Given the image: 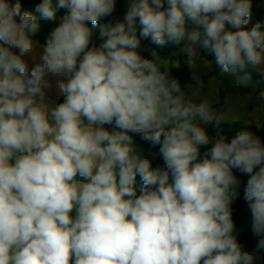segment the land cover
<instances>
[{
	"label": "clouds",
	"instance_id": "clouds-1",
	"mask_svg": "<svg viewBox=\"0 0 264 264\" xmlns=\"http://www.w3.org/2000/svg\"><path fill=\"white\" fill-rule=\"evenodd\" d=\"M115 7L40 0L45 20L67 13L39 45L36 17L0 0V264H254L237 242L232 169L249 175L243 199L264 252V145L249 131L209 137L201 123L222 116L207 99L186 101L155 50L140 54L146 39L189 58L199 47L222 73L264 77V30L245 27L252 0H133L96 47L92 27ZM46 77L64 98L50 112ZM113 122L117 131L104 127ZM130 133L159 146L164 166Z\"/></svg>",
	"mask_w": 264,
	"mask_h": 264
},
{
	"label": "trees",
	"instance_id": "trees-1",
	"mask_svg": "<svg viewBox=\"0 0 264 264\" xmlns=\"http://www.w3.org/2000/svg\"><path fill=\"white\" fill-rule=\"evenodd\" d=\"M17 0H9V3L15 4ZM21 5V14L23 12L28 11L31 12L37 19V22L39 23L40 27L32 37L35 41H37L39 44L43 45L46 43L49 33L51 31V27L58 25L64 15H66L67 10L63 8H58L56 10L55 19L52 21H48L43 19L38 12L35 11V7L38 3H40V0H19ZM133 2V0H116V7L115 11L108 17L102 18L99 23L92 27L90 24L89 27H92L93 32V43L96 47H99V45L103 42L100 32L101 28L108 24L109 22H114L115 20H122L123 15L126 12L127 8L129 7L130 3ZM56 0H53V4L55 6ZM165 7L167 5L165 4ZM251 14L252 17L249 19V23L245 26L246 28L250 29L252 26H254L257 23H262L264 20V1L263 0H252V8H251ZM19 17H17V20ZM137 27L139 29V24L137 22ZM92 45L90 44V47ZM183 47V45H175L172 43L166 44L163 47H158L154 45L150 39H146L142 41V48L140 50V54L145 58H151V52L152 50H155L158 54V61L161 65L162 70L168 69L170 70V74L173 78H175L178 83L180 84L181 90L189 83L192 82L191 78V69L190 66L186 60V54L183 53L180 49ZM179 57V63L178 65H170L166 64L165 61H169L174 59L175 57ZM211 59L214 60L213 56H208ZM215 71H218L219 68L215 64ZM31 65L29 64V69H31ZM63 97H60L58 103L63 102ZM215 124H210L206 131L209 137L216 138L218 136H223L227 141L230 142V140L239 132L241 131H249L254 136L259 137L261 140L262 145H264V120L261 125H242L237 122L232 123H223L221 124V131L216 132ZM104 127L109 131H117L118 129L115 126V123L112 124H106ZM133 135L134 139H138L139 142L143 145L144 151L143 156L145 158H148L151 161L152 167L155 168L157 166L163 167L164 162L162 157L156 156L153 158L152 153L158 152L159 146H156L155 148L151 147V145L148 142L142 141L139 137V135L131 134ZM212 145L209 144L208 146L201 148V158H203V153L207 151L208 148H210ZM259 170V166L254 169L255 171ZM233 174L237 177V179L240 181V187H239V195L234 200V202L231 204V210H232V219L235 225L236 234H237V242L242 245L244 251H250L255 252L256 259L254 261V264H264V252H256V245L258 240L261 238L260 236H256L253 234L251 230V224H250V218H251V211L248 207V204L243 199V192L244 187L246 186L247 180L249 179V175H245L241 173L238 169H232ZM79 179V177H78ZM143 185L140 181L139 176H137V182H136V189H137V195L140 194V191L142 189Z\"/></svg>",
	"mask_w": 264,
	"mask_h": 264
},
{
	"label": "rangeland",
	"instance_id": "rangeland-1",
	"mask_svg": "<svg viewBox=\"0 0 264 264\" xmlns=\"http://www.w3.org/2000/svg\"><path fill=\"white\" fill-rule=\"evenodd\" d=\"M259 24L264 30V20ZM189 27L191 30L192 26ZM197 53L192 58L186 56L191 69L192 82L181 90L184 93V99L195 103L204 99L210 102L211 106L222 116L219 126L214 125L216 132L221 131L223 123L261 125L264 120V100L260 98V93L264 92V77L251 69L244 71L236 69L228 73H222L220 69L215 71L213 64L215 60L208 57L212 55L199 47H197ZM25 59L33 66L28 57ZM165 63L176 66L179 63V57L165 61ZM46 79L50 86L44 88L43 91L50 112L51 107L58 103L60 97L56 95L55 78L46 77ZM209 125L201 123L205 129ZM134 142L144 151L143 145L137 138Z\"/></svg>",
	"mask_w": 264,
	"mask_h": 264
}]
</instances>
